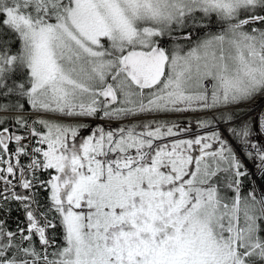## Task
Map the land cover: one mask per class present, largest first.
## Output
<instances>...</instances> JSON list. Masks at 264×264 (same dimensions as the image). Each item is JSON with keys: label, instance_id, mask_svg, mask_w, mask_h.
<instances>
[{"label": "snow or ice", "instance_id": "1", "mask_svg": "<svg viewBox=\"0 0 264 264\" xmlns=\"http://www.w3.org/2000/svg\"><path fill=\"white\" fill-rule=\"evenodd\" d=\"M257 101L264 0H0V264H264Z\"/></svg>", "mask_w": 264, "mask_h": 264}, {"label": "bare ground", "instance_id": "2", "mask_svg": "<svg viewBox=\"0 0 264 264\" xmlns=\"http://www.w3.org/2000/svg\"><path fill=\"white\" fill-rule=\"evenodd\" d=\"M256 109L259 110L261 107H264V102L260 101L255 105Z\"/></svg>", "mask_w": 264, "mask_h": 264}, {"label": "rangeland", "instance_id": "3", "mask_svg": "<svg viewBox=\"0 0 264 264\" xmlns=\"http://www.w3.org/2000/svg\"><path fill=\"white\" fill-rule=\"evenodd\" d=\"M260 102V101H257V103ZM194 123V122H193Z\"/></svg>", "mask_w": 264, "mask_h": 264}]
</instances>
